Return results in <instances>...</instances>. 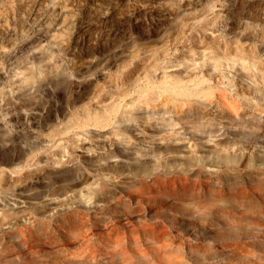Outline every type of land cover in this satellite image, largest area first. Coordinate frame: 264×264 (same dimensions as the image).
<instances>
[{"label":"rangeland","instance_id":"374dc122","mask_svg":"<svg viewBox=\"0 0 264 264\" xmlns=\"http://www.w3.org/2000/svg\"><path fill=\"white\" fill-rule=\"evenodd\" d=\"M134 147L153 209L95 208ZM1 167L0 264L259 259L223 220L264 179V0H0Z\"/></svg>","mask_w":264,"mask_h":264},{"label":"bare ground","instance_id":"6f19581e","mask_svg":"<svg viewBox=\"0 0 264 264\" xmlns=\"http://www.w3.org/2000/svg\"><path fill=\"white\" fill-rule=\"evenodd\" d=\"M121 142L124 144V146H127L129 138H126L125 136L121 137ZM140 149L139 147H134L131 149V154L127 155V158L131 161L126 162V171L122 173L123 171H119L118 173H122V176L116 177L114 175H111L108 172H103V179L98 184V186H91L87 188L88 193H93V195L96 197L94 202L95 208H104L109 210H114L116 213L115 215L120 216L119 213L122 209V216L125 218L134 217L137 215H134L135 212H137L139 209H137L132 202L135 200V202L139 201L136 206H139L142 201L146 200V202L152 201V197H149L148 195H145L144 191L145 189L138 186V183L141 184L144 183L142 178H139L138 172L136 171V160L140 159ZM111 156H118V154H112ZM132 158V159H131ZM134 160V162L132 161ZM102 168V165H97L96 169L100 170ZM138 168H141V164L138 166ZM12 171V170H11ZM7 173V170L3 167L0 168V198L1 200L7 198L9 196V190L7 188H4V185L2 184L3 176ZM17 174V177H19V173L17 171L10 172V175L12 177V174ZM76 173H78V168L76 169ZM15 177L13 176V179ZM15 178V179H16ZM107 183L111 184L110 188H105V185ZM236 184H233L229 186V191H234V187ZM253 190L255 191L259 197L262 199L261 201L254 197L252 193L249 191ZM239 195L242 197L243 201V208L241 210V213L244 215H236L234 213L227 214L225 216V220H223L225 223L229 224H237L245 219V217H249L251 219V224L243 226V229H237V233H234L235 236H241L242 233L249 232L252 230V228L257 227V231L264 235V179H262L260 176H256V178H252V181L247 186L240 188L239 187ZM86 192V193H87ZM126 197V198H125ZM133 200V201H129ZM155 204H150V208L154 206ZM252 207H251V206ZM166 210H164L165 214L171 217H174L178 214L175 210H173L171 207H165ZM158 212V211H156ZM248 219V220H249ZM252 225V226H250ZM146 230H150V226H144ZM245 241L254 244L255 246H258L260 248L259 252H257V256H259V259L252 258V256L249 255L248 252H253L252 250H248L244 244H242L239 241H223L224 243H220L223 249L221 251H215L214 254H211L210 256H204L205 260L204 262L208 264H249L248 261H241L238 263H232L229 261H223L227 257H245V258H251L257 262L264 263V236H257L254 238H248L245 239ZM211 249L209 250V252ZM221 261V262H218Z\"/></svg>","mask_w":264,"mask_h":264}]
</instances>
